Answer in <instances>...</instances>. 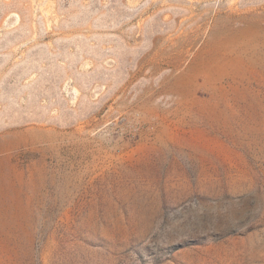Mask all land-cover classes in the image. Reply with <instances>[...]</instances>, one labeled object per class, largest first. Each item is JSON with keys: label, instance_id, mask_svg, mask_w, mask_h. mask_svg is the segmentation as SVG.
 Listing matches in <instances>:
<instances>
[{"label": "rangeland", "instance_id": "rangeland-1", "mask_svg": "<svg viewBox=\"0 0 264 264\" xmlns=\"http://www.w3.org/2000/svg\"><path fill=\"white\" fill-rule=\"evenodd\" d=\"M228 2L0 0V144L23 174L8 190L25 213L18 264H264V147L240 151L247 165L216 149L218 163L193 162L152 148L146 124L174 59L191 62L187 42L264 23L259 0ZM244 68L213 83H264V63Z\"/></svg>", "mask_w": 264, "mask_h": 264}, {"label": "bare ground", "instance_id": "bare-ground-1", "mask_svg": "<svg viewBox=\"0 0 264 264\" xmlns=\"http://www.w3.org/2000/svg\"><path fill=\"white\" fill-rule=\"evenodd\" d=\"M232 1L234 2V0ZM232 1L229 0L230 3ZM228 3L225 9L230 4ZM258 3L261 11L259 17L264 19V0H259ZM233 9L232 12L236 10ZM209 10L211 13H217L221 9L217 7L216 9L209 8ZM215 19H223V15L220 14L219 18ZM223 20L226 22V19ZM225 24L223 25L225 26ZM252 25L238 28L228 27L229 30H225L227 28L219 29L213 32L212 38L209 35L212 40L205 41L198 50H195V41L191 42V40L187 42L185 48L187 54H193L191 62L185 64L178 58L172 60L176 68H173L171 74L165 77L162 82L164 93L167 96L164 100L165 105L162 108L160 104L152 105L150 114L146 118L148 136H160L158 142L161 147L152 144V148L177 149L182 153L187 151L184 157L201 163L205 161L218 163V159L209 152L214 149L223 150L229 153L230 160L240 159L244 163L245 155L243 156L240 151L264 147V83L253 85L250 82L242 86L236 84L228 87L213 83L214 80L239 78V73L244 74L247 71V68H244L247 61L251 64L264 63V25L260 21L254 26ZM182 39H178V43L183 44L184 40ZM244 57H248V59L245 60ZM243 74L240 76L241 78H248ZM198 77H202L206 82L199 83ZM261 78L263 79L264 76ZM157 109H160L161 113L156 115ZM180 134L184 136L179 137ZM3 146L5 145L0 144V264H18L16 241L20 237L19 235L25 232L21 230L25 213L18 212L19 208H22L19 202L20 198H17L16 195H9L8 190L13 189L16 186L15 183H21L19 180H23L21 179L23 174L13 166H9L10 152L7 147ZM175 153L177 154V152ZM157 156L158 162H164V156L159 154ZM18 184L17 188H20ZM262 202L263 200L259 199L260 206H262ZM24 236L26 237V235ZM221 263L223 262L221 261Z\"/></svg>", "mask_w": 264, "mask_h": 264}, {"label": "crops", "instance_id": "crops-1", "mask_svg": "<svg viewBox=\"0 0 264 264\" xmlns=\"http://www.w3.org/2000/svg\"><path fill=\"white\" fill-rule=\"evenodd\" d=\"M252 21H253L254 23H253ZM252 21H250L246 26H248V25H250V24H251V25L253 24L252 26H254V24H257V23H258V21H257V22L254 21V20H252ZM261 24L264 25V23H261ZM242 27H244V26H242Z\"/></svg>", "mask_w": 264, "mask_h": 264}]
</instances>
